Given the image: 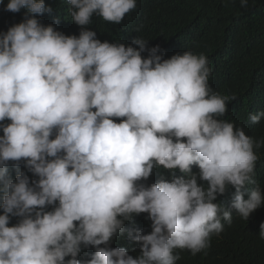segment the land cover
<instances>
[{
    "label": "clouds",
    "instance_id": "clouds-1",
    "mask_svg": "<svg viewBox=\"0 0 264 264\" xmlns=\"http://www.w3.org/2000/svg\"><path fill=\"white\" fill-rule=\"evenodd\" d=\"M67 3L79 36L40 22L53 11L45 0L5 6L26 11L0 33V264H177L178 250L206 251L233 210L248 221L264 206L254 178L264 138L222 119L236 97L212 89L206 55L164 59L149 40L101 42L86 27L94 16L120 24L136 0ZM157 169L171 179L147 184ZM232 188L229 206L217 202ZM141 214L148 234L135 226ZM124 235L135 258L110 246Z\"/></svg>",
    "mask_w": 264,
    "mask_h": 264
},
{
    "label": "trees",
    "instance_id": "trees-1",
    "mask_svg": "<svg viewBox=\"0 0 264 264\" xmlns=\"http://www.w3.org/2000/svg\"><path fill=\"white\" fill-rule=\"evenodd\" d=\"M8 2L0 0V33L25 18L24 9L19 13L5 11ZM136 3L137 7L126 14L120 24L94 16L92 24L86 27L96 31L101 42L128 46L138 37L149 40L148 47L159 45L158 55H163L164 59L184 51L206 55L212 69L209 78L212 89L221 96L236 97L229 102L228 112L222 119L242 127L250 137L264 138V119L257 124L248 119L249 114L264 110V0H249L247 10L240 7V0H136ZM45 4L53 11L38 15L41 23L52 24L65 35L79 36L81 28L71 20L67 0H45ZM142 56L147 58L148 52ZM0 135H3L2 130ZM258 155L254 178L264 189V147L258 150ZM21 170L27 171L23 165ZM193 171L197 172L198 168L194 166ZM27 174L30 179L35 178ZM162 175L171 179L169 171L157 169L146 183L158 182ZM12 176L14 179V171ZM234 191L230 189L218 197L217 202L229 206ZM0 214H3L2 209ZM17 222L18 218H12L9 226ZM222 223L224 231L212 237L206 251L193 256L188 250H178L181 259L177 264H264V239L259 236L260 224L264 223V206L254 211L248 221L233 210L232 223ZM135 226L145 234L152 230L147 214L136 217ZM126 227L133 225L126 223ZM110 246L125 247L134 258L140 254L139 245L127 235L115 237ZM94 251V248L84 249L78 258L90 256Z\"/></svg>",
    "mask_w": 264,
    "mask_h": 264
}]
</instances>
